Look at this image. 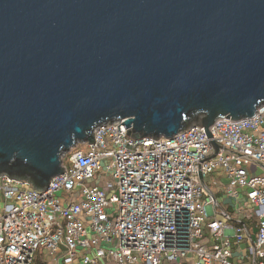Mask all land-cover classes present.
I'll return each instance as SVG.
<instances>
[{
    "label": "water",
    "instance_id": "water-1",
    "mask_svg": "<svg viewBox=\"0 0 264 264\" xmlns=\"http://www.w3.org/2000/svg\"><path fill=\"white\" fill-rule=\"evenodd\" d=\"M263 106L264 0H0V176L43 191L120 121L218 153L217 120Z\"/></svg>",
    "mask_w": 264,
    "mask_h": 264
},
{
    "label": "built area",
    "instance_id": "built-area-1",
    "mask_svg": "<svg viewBox=\"0 0 264 264\" xmlns=\"http://www.w3.org/2000/svg\"><path fill=\"white\" fill-rule=\"evenodd\" d=\"M123 122L43 191L0 176V264H264V106L217 120L218 153L205 127L133 140Z\"/></svg>",
    "mask_w": 264,
    "mask_h": 264
},
{
    "label": "crops",
    "instance_id": "crops-1",
    "mask_svg": "<svg viewBox=\"0 0 264 264\" xmlns=\"http://www.w3.org/2000/svg\"><path fill=\"white\" fill-rule=\"evenodd\" d=\"M36 264H43V263L38 261ZM101 264H113V263L110 259H107L103 261ZM141 264H144V263H141ZM172 264H192V262L191 260L187 259V260H181L179 263H172Z\"/></svg>",
    "mask_w": 264,
    "mask_h": 264
},
{
    "label": "rangeland",
    "instance_id": "rangeland-1",
    "mask_svg": "<svg viewBox=\"0 0 264 264\" xmlns=\"http://www.w3.org/2000/svg\"><path fill=\"white\" fill-rule=\"evenodd\" d=\"M211 187L215 192H217V186L211 185ZM38 256L43 258V252L41 248L39 249Z\"/></svg>",
    "mask_w": 264,
    "mask_h": 264
}]
</instances>
